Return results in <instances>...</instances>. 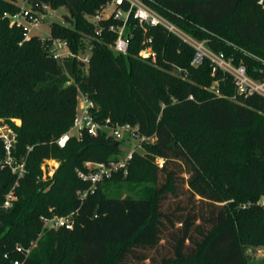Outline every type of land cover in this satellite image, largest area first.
Masks as SVG:
<instances>
[{"label":"trees","instance_id":"obj_1","mask_svg":"<svg viewBox=\"0 0 264 264\" xmlns=\"http://www.w3.org/2000/svg\"><path fill=\"white\" fill-rule=\"evenodd\" d=\"M37 1L68 13L47 38L25 39L23 28L10 27L3 15L18 7L0 0V119L16 132L14 159L24 160L16 198L3 208L17 176L2 162L0 140V264H246L244 245H264V97L235 93L229 75L211 74L208 59L192 65L194 49L161 26L147 33L155 61L137 56L145 33L133 19L128 51L116 53L115 34H95L87 19L108 0ZM144 2L253 78L264 76V0ZM53 37L74 54L90 45L88 63L56 60ZM214 81L220 95L209 89ZM79 93L93 101L97 120L155 136L132 154L126 174L98 182L83 199L77 192L89 182L76 170L122 150L105 133L56 144L73 123ZM49 158L58 166L43 179ZM123 181L142 185L139 196L111 195ZM69 213L72 229L43 228L42 217Z\"/></svg>","mask_w":264,"mask_h":264},{"label":"built area","instance_id":"obj_2","mask_svg":"<svg viewBox=\"0 0 264 264\" xmlns=\"http://www.w3.org/2000/svg\"><path fill=\"white\" fill-rule=\"evenodd\" d=\"M9 1L15 4L18 10L15 13H4L3 18L8 20L10 27L23 28L25 30V39L29 38L30 36L27 35V23L36 20V12L40 9L42 10L44 3L38 2L37 0ZM35 1L38 3L33 8L32 3ZM87 19L95 25V34H100L104 30L115 34V39L110 43V47L113 51L120 54H126L128 51V39L132 36L129 21L133 19L136 25L145 33L142 41L143 47L138 51L137 56L141 59H151L152 61H155L156 53L150 44L152 38L147 34L148 29L153 26H161L167 32L176 35L194 49V55L191 59L192 65L196 66L204 58L208 59L211 66V74L213 75L217 71H221L223 74L229 75L235 93L244 96L258 94L264 97V76L261 79L253 78L247 73V68L244 64L236 65L222 52L213 51L209 47L206 39L200 40L186 33L168 18L147 5L144 0H108L94 14L88 15ZM103 21H106V24H102ZM48 51L58 61L63 60L65 57L74 56L81 62L87 64L91 54V46L86 45L83 50L74 54L69 49V44L66 40L53 37L50 39ZM260 71L264 74V61L263 68ZM216 85L217 81H214L209 89L220 95ZM79 95L80 105L76 107L72 125L68 131L61 134L55 141L59 147H64L70 137L80 138L85 132L92 136L105 133L106 137L119 140L121 144L122 142H135L128 151L122 152L116 158L107 161L86 160L83 162L82 168L76 170L77 176L80 179L89 182L87 189L77 192L78 197L83 199L88 193H92L95 190L98 182L111 177L119 171L126 174L127 165L132 154L136 151H142V144L152 143L155 140V136L142 135L137 131V126H132L128 123H110L108 118L104 121L97 120L94 114L95 106L93 101L82 93H79ZM189 98L192 99V96L190 95ZM0 140L5 150L4 164L17 176L15 184L7 191L1 205L3 208H8L16 198L15 186L18 184V179L24 174V160L16 161L14 159L12 149L16 141V132L1 119ZM155 163L161 167L163 159L161 157H155ZM260 203L264 207V198L260 200ZM42 221L43 228L45 229H57L59 227L72 229L75 222L73 213L63 216L52 214L47 217H42ZM17 249L20 250V247H17ZM13 264H21V261L18 259L14 260Z\"/></svg>","mask_w":264,"mask_h":264},{"label":"rangeland","instance_id":"obj_3","mask_svg":"<svg viewBox=\"0 0 264 264\" xmlns=\"http://www.w3.org/2000/svg\"><path fill=\"white\" fill-rule=\"evenodd\" d=\"M68 14L64 7H59L57 9H52L48 5L44 4L42 10L36 12L37 18L31 23H27V35L33 36L38 35L40 37L49 36V26L52 22H57L64 24L63 15ZM66 24V23H65ZM80 105V95L77 96V107ZM15 125H19L20 122L17 119L12 120ZM10 126V124L8 123ZM11 127V126H10ZM134 141L127 143L122 142L120 148L122 152L128 151L132 146ZM2 162L5 163V159H2ZM58 166V162L55 159H45L41 164L42 178L47 179L51 177ZM142 185H131L126 182L115 183L110 186V194L126 197V196H139L141 192ZM37 242L32 243L29 248L26 249L27 254H29L32 248H35ZM244 254L246 258V264H264V245L261 244H245L244 245Z\"/></svg>","mask_w":264,"mask_h":264},{"label":"water","instance_id":"obj_4","mask_svg":"<svg viewBox=\"0 0 264 264\" xmlns=\"http://www.w3.org/2000/svg\"><path fill=\"white\" fill-rule=\"evenodd\" d=\"M37 3H38L37 1L33 2L32 3V7L35 8V6L37 5ZM95 215H96V213H95Z\"/></svg>","mask_w":264,"mask_h":264}]
</instances>
